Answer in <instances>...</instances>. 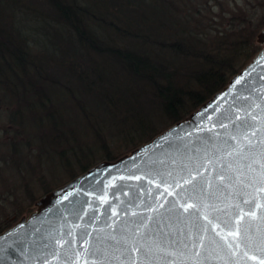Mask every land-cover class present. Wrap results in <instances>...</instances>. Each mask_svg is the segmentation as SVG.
<instances>
[{
    "label": "water",
    "instance_id": "1",
    "mask_svg": "<svg viewBox=\"0 0 264 264\" xmlns=\"http://www.w3.org/2000/svg\"><path fill=\"white\" fill-rule=\"evenodd\" d=\"M256 39L196 109L0 232V264H264V26Z\"/></svg>",
    "mask_w": 264,
    "mask_h": 264
},
{
    "label": "trees",
    "instance_id": "2",
    "mask_svg": "<svg viewBox=\"0 0 264 264\" xmlns=\"http://www.w3.org/2000/svg\"><path fill=\"white\" fill-rule=\"evenodd\" d=\"M25 1L26 12L46 16L47 30L34 34L13 17L0 19L1 97L12 107L8 123L22 133L40 137L46 119L51 147L73 142L62 112L72 105L78 118L90 113L95 140L110 135L131 150L221 89L259 49L256 20L242 9L215 11L218 0L16 2ZM39 35L49 37L52 52L38 47ZM103 142L102 158L115 159Z\"/></svg>",
    "mask_w": 264,
    "mask_h": 264
},
{
    "label": "rangeland",
    "instance_id": "3",
    "mask_svg": "<svg viewBox=\"0 0 264 264\" xmlns=\"http://www.w3.org/2000/svg\"><path fill=\"white\" fill-rule=\"evenodd\" d=\"M16 1L0 0L1 22L5 17H13L14 22L16 21L18 26L24 30H34L36 28L47 30L45 26V22H47L46 16H34L32 13L26 12L29 9L30 11L32 10L31 5L26 1L25 3ZM218 1L216 4L219 8L215 11L222 8L225 13H231L234 10L232 15H235L239 13V9L245 10L251 18L256 20V35L263 28L264 0ZM17 4L18 6L20 4L21 8H18ZM213 4L214 2L212 1V4L209 5L212 6ZM261 22L262 24H260ZM35 40L38 47L46 50V53L52 52L49 37L46 38L39 35ZM255 40L260 49L262 45L257 42L256 37ZM28 42L30 45L33 43L31 39ZM36 45L32 44V51L36 50ZM254 54L244 62L240 60L237 66L238 70L247 64ZM1 96L2 91H0V232L13 225L21 217L28 216L35 209V202L45 193L79 175L83 172L82 170L90 168L104 160L99 145L102 144L103 137L101 134H98L101 142H98L93 137L90 113L84 117L85 119L82 116L78 118L77 112L71 104L69 108L63 110L62 112L67 111L65 117L72 125V127H68V131L70 136L73 137V142L67 141L66 144H54L52 141L53 145L51 147L48 143L50 140V132L47 130L48 127L45 124L47 123L46 119H43L42 131L38 132L42 138L35 136L34 139L32 136L22 133L19 127L13 123H8L7 110L12 107H8L4 98ZM27 117L30 119L32 116ZM85 123L88 125V128L85 126ZM27 124L29 125L27 128L34 132L37 126L35 127L33 123L29 122ZM30 124L33 126H30ZM14 131H17L16 135ZM58 132L62 133L60 129H58ZM106 137L107 139H104L103 145L111 151L112 155L115 154L119 157L130 151L128 149L130 147L127 145H122L123 143L119 141L114 143V138L112 139L110 135ZM10 141L13 142L11 147H16L15 151L11 152L10 150H6V145ZM5 161L9 163H5ZM12 161L15 162V165L11 164ZM63 162L66 164V168ZM83 166H85L84 169H81Z\"/></svg>",
    "mask_w": 264,
    "mask_h": 264
}]
</instances>
